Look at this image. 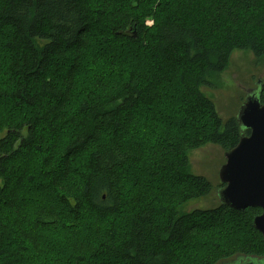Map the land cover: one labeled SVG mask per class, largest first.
<instances>
[{
	"label": "trees",
	"instance_id": "1",
	"mask_svg": "<svg viewBox=\"0 0 264 264\" xmlns=\"http://www.w3.org/2000/svg\"><path fill=\"white\" fill-rule=\"evenodd\" d=\"M92 44L114 89L77 88ZM238 50L264 57V0H0V264H264L259 207L183 209L216 189L190 152L238 142L203 91Z\"/></svg>",
	"mask_w": 264,
	"mask_h": 264
},
{
	"label": "rangeland",
	"instance_id": "2",
	"mask_svg": "<svg viewBox=\"0 0 264 264\" xmlns=\"http://www.w3.org/2000/svg\"><path fill=\"white\" fill-rule=\"evenodd\" d=\"M145 20L149 25L152 23V20L149 17H146ZM91 34H93V32H91ZM108 51V48L99 50V48L95 47V45H91L85 54L81 66L76 71V84L78 90L90 87L96 76H102L105 78V81L111 86V89H114L115 85L119 81L117 75L115 73L109 72L106 66L100 68V65L102 64L101 61L98 63L92 62V59L95 56H98L102 53H107ZM111 52L115 53V50H112ZM102 58L104 59V63L107 64V56L101 57L99 60ZM259 78L262 79V81L264 80V57L257 59L249 51L238 50L233 52L228 67L223 72L216 74L213 78H211L213 87L211 89L203 88V91L208 95V97L213 99L218 113L221 117H223V119H225L230 114L235 115L238 107L243 102L242 94L245 95L247 90L256 87V82ZM75 101L78 102V99L76 98ZM6 107H8V105L4 106L3 109L5 110ZM158 109L160 110V108ZM189 159L192 173L206 177L213 185H216V189L219 188L218 184H220V181L218 178V170L225 161L224 152L219 146L207 144L199 149H195L190 152ZM145 164L146 163L144 162L143 158L141 166L142 169L145 168ZM76 165L81 166L78 161L76 162ZM136 173L137 178L140 180L142 178V170L140 171V169L138 172L132 169V171H128L127 174L136 175ZM40 177L44 178L42 174ZM174 178V176H170L168 174V179L172 180ZM130 180L131 178H128L125 181L124 187L126 190H128L129 186H133L130 185ZM147 181H149V178H147ZM27 187L28 189L29 187L34 188L33 190L29 189L30 192L38 190V184L36 182L27 183ZM216 189L214 190V193L210 194L208 197L192 200L186 203L183 206V209H204L211 207L213 204L215 205L216 201L219 202ZM44 190L47 191L46 189ZM47 201L50 206H53L56 209L58 208L53 196H49ZM39 232H41V241L45 242L46 244L52 243L54 245H60V241L64 238L63 230H60L57 233H54L48 229L39 230ZM56 252L58 251L48 252L46 255L47 257L43 258L44 264H48L49 260L53 257V255L56 254ZM60 253H62L64 259L69 257V254L65 251Z\"/></svg>",
	"mask_w": 264,
	"mask_h": 264
},
{
	"label": "water",
	"instance_id": "3",
	"mask_svg": "<svg viewBox=\"0 0 264 264\" xmlns=\"http://www.w3.org/2000/svg\"><path fill=\"white\" fill-rule=\"evenodd\" d=\"M262 79L245 92L234 117L240 128L237 144L224 152V163L216 189L220 204L236 210L259 207L253 226L264 240V102L260 99ZM246 131L248 133H246Z\"/></svg>",
	"mask_w": 264,
	"mask_h": 264
}]
</instances>
